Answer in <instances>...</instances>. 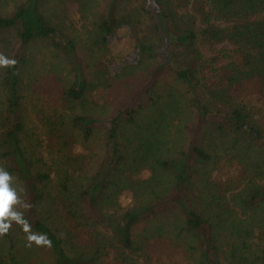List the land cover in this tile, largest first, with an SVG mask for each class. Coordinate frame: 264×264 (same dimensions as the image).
I'll return each instance as SVG.
<instances>
[{
    "label": "trees",
    "instance_id": "1",
    "mask_svg": "<svg viewBox=\"0 0 264 264\" xmlns=\"http://www.w3.org/2000/svg\"><path fill=\"white\" fill-rule=\"evenodd\" d=\"M45 2L0 8V53L15 61L0 74V168L20 214L0 237L27 230L48 264H176L179 253L186 264H264V0H109L94 12L95 42L127 30L134 47L114 73L90 69ZM38 40L68 81L32 143L24 51ZM199 41L231 48L208 56ZM118 86L133 92L118 108L93 97ZM222 162L239 165V190L221 188Z\"/></svg>",
    "mask_w": 264,
    "mask_h": 264
},
{
    "label": "rangeland",
    "instance_id": "2",
    "mask_svg": "<svg viewBox=\"0 0 264 264\" xmlns=\"http://www.w3.org/2000/svg\"><path fill=\"white\" fill-rule=\"evenodd\" d=\"M25 0H0V8L12 11L16 5ZM96 8L89 7L83 9L78 0H46L44 9L52 20L58 23L65 35L73 38L77 44L78 53L80 56L90 63V69L95 71L97 68H102V65L108 66V69L114 73L115 69L125 60H132L134 55V47L130 44V33L125 30L118 32L116 35L109 38L106 45L102 46L95 42V21L98 15L95 10L104 12L109 0H97ZM5 5V6H2ZM139 35L142 34V28L147 30V23L140 21ZM136 37L135 32L131 31ZM198 46L205 55H215L223 53L231 48L230 44L207 45L199 41ZM44 41L38 40L30 47H27L23 52L28 58L24 67V113L27 118V126L29 133H32L31 142H39L38 128L41 126L40 118L52 111L54 103L57 101L61 85L68 81L65 72L62 71L60 59L48 51ZM0 56L6 58L4 54ZM103 69V68H102ZM4 66H0V74L3 72ZM52 71V73H51ZM51 73V74H50ZM64 75V81H59L57 74ZM66 77V78H65ZM69 77V76H68ZM122 84V83H120ZM118 84V85H120ZM133 96V92L127 86H118L115 88L100 87L93 93L94 99L109 110L118 108L125 104L126 100ZM255 97V95H251ZM4 97L3 89L0 85V99ZM254 101V100H253ZM256 103V102H255ZM258 104V103H256ZM258 106V105H257ZM264 117V111L259 113ZM241 170L236 162H222L219 175L221 188L230 186L229 191L239 190L243 183L240 184ZM238 179V180H237ZM230 183V184H229ZM231 193V192H229ZM121 203L123 206H128L131 203V195L127 192L121 195ZM14 239L9 241L6 238L0 237V243L5 249H2V260L12 264L10 258L6 256V252L10 251L18 255L23 264H48L51 261L50 249L44 241L37 237V240H42L38 243L37 240H30V236H34L24 229H16L13 232ZM14 242L15 248H9L10 243ZM161 250V249H159ZM161 252V251H160ZM176 264H186L187 259L184 254L179 253L174 259Z\"/></svg>",
    "mask_w": 264,
    "mask_h": 264
},
{
    "label": "clouds",
    "instance_id": "3",
    "mask_svg": "<svg viewBox=\"0 0 264 264\" xmlns=\"http://www.w3.org/2000/svg\"><path fill=\"white\" fill-rule=\"evenodd\" d=\"M15 64V61L8 60L0 56V66H8ZM12 176L0 168V234L5 233L13 220H16L20 215L12 210V206L19 203L16 192L10 187ZM7 220V222H6ZM30 240H37L36 236H30ZM38 243L42 240H37Z\"/></svg>",
    "mask_w": 264,
    "mask_h": 264
}]
</instances>
